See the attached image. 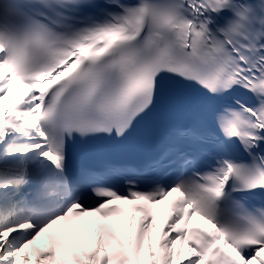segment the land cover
<instances>
[{
  "label": "snow or ice",
  "instance_id": "1",
  "mask_svg": "<svg viewBox=\"0 0 264 264\" xmlns=\"http://www.w3.org/2000/svg\"><path fill=\"white\" fill-rule=\"evenodd\" d=\"M177 88L202 97L190 122L144 127ZM134 135L160 146L109 155ZM173 192L158 254L137 202ZM125 204L135 239L89 249L70 218ZM70 262L264 264V0H0V264Z\"/></svg>",
  "mask_w": 264,
  "mask_h": 264
},
{
  "label": "bare ground",
  "instance_id": "2",
  "mask_svg": "<svg viewBox=\"0 0 264 264\" xmlns=\"http://www.w3.org/2000/svg\"><path fill=\"white\" fill-rule=\"evenodd\" d=\"M14 89H19L18 94H21L25 89L21 88L15 81L13 84ZM12 98V93L9 94V97L6 98L5 103L9 102V99ZM180 196L179 192H173L170 194L169 197L166 198L165 201L160 202L155 205L147 204V207L152 210L153 215V224L154 227L151 229L152 236H153V245L157 253L159 254L161 252V249L158 245V240L162 238L163 236V229L165 224L167 223L168 215L171 212L172 209V202ZM137 203H140L139 201ZM128 211H127V217L125 218V221L123 224L118 223V217L116 215L109 214L107 217L102 216L99 213L93 214L91 216H84V217H78L73 216L70 219L78 221L83 226L84 231V237L83 242L86 244V246L91 249L92 247H95L96 239L98 234L100 233H106L111 232L114 236L118 238H124L126 233L130 234L131 238L134 240L136 236V232L138 231L139 225L141 223V220L145 217L147 214L145 211L136 210L133 208L132 205H123ZM134 222L129 225V221L133 220ZM102 224L106 227L103 229L97 227V223ZM92 225L91 230H89L88 226ZM202 226V227H211V225L204 220L199 214L194 213L189 220V227L192 226ZM179 226V225H178ZM147 235L145 234V246L147 245ZM47 241V235L44 234L38 240L36 241L35 245L30 246V251L33 247H41L43 246ZM179 243V242H178ZM184 251L187 252V244L185 243ZM71 264V262H70Z\"/></svg>",
  "mask_w": 264,
  "mask_h": 264
}]
</instances>
